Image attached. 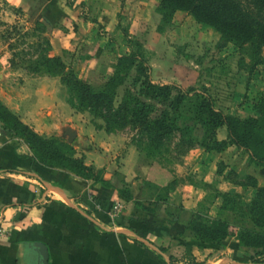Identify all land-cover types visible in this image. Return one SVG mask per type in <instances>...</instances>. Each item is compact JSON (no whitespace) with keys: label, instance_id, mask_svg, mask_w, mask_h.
Listing matches in <instances>:
<instances>
[{"label":"rangeland","instance_id":"1","mask_svg":"<svg viewBox=\"0 0 264 264\" xmlns=\"http://www.w3.org/2000/svg\"><path fill=\"white\" fill-rule=\"evenodd\" d=\"M66 1L79 19L88 20L92 35L86 36L77 50L57 56L48 45L49 35L53 29L62 30L63 22L50 23L44 18L40 22L38 10L9 9L0 0V84L16 89L17 79L28 82L31 78H41L40 86L45 93L54 92L59 102L76 114H85L90 123L115 138L118 159L134 153L136 184L125 182L120 173L114 178L119 190L129 191L139 206L147 208V199L154 196L164 203L169 191L175 190L179 202L184 198L185 185L203 191L187 229L195 240L201 234L214 232L217 222L229 226L227 245L219 250L229 249L228 244L238 241L245 231L264 232V222L260 220L261 224H257L259 211L264 213V192L259 191L264 185L257 179L261 167L252 163L247 151L236 146L228 147L219 155L205 152L199 147L204 131L190 121L197 118L202 101L225 115L242 119L255 116V102L264 93V47L260 56H255L250 46L241 48L234 42L220 48L221 34L184 11H179L173 22L160 32L162 17L157 12L160 3L157 0ZM126 55L134 56V66L127 65L130 71L123 73V83L111 97L109 117L106 110L91 113L73 108L69 103L75 97L73 91L62 76L45 73L41 64L45 56L59 57L67 71L75 72L93 92H100L115 74L118 59ZM255 62L258 65L251 70ZM147 78L155 85L170 87L171 102L155 98L145 85ZM31 85V88L35 86ZM180 94L184 95V101L176 111L174 100ZM129 95L149 106L150 128L135 124L130 117L126 109ZM167 110L170 119H176L177 128L159 141L151 135V122L160 119ZM36 134L54 144L52 147L34 144L33 149L24 138L33 158L48 168L64 170L52 165L60 161L52 151L60 150V156L69 159L71 153L62 145H71L68 139ZM225 135L218 132V139L225 140L221 139ZM207 154L216 159L211 160ZM75 158L83 159L77 153ZM97 172L94 169L91 174L97 175ZM213 173L226 181L221 188L228 189L227 192L219 189L218 178L211 179ZM208 176L210 179L205 182ZM134 191L139 194L135 195ZM165 211L174 219L181 207L165 208ZM222 256L230 259L231 251L226 250ZM246 263L264 264V257L250 255Z\"/></svg>","mask_w":264,"mask_h":264},{"label":"crops","instance_id":"2","mask_svg":"<svg viewBox=\"0 0 264 264\" xmlns=\"http://www.w3.org/2000/svg\"><path fill=\"white\" fill-rule=\"evenodd\" d=\"M1 1L21 12L38 10L40 22H63L62 30L53 29L49 35L54 55L77 50L92 35L88 20L79 19L66 0ZM17 80L16 89L0 84V101L24 125L42 136L67 138L84 164L103 171L105 180L120 173L125 182L136 184L134 153L118 159L115 138L59 102L54 92L45 93L41 78ZM220 132L226 139L227 130ZM217 178L213 173L211 179ZM257 179L264 185V168ZM223 184L226 181L219 179V189L227 192ZM182 191L179 202L175 190L164 203L154 196L145 201L147 208L139 206L135 198L121 196L115 178L106 188L38 163L23 139L3 135L0 123V264H247L248 256L237 250L238 241L217 250L200 247L188 235L190 218L204 192L190 185ZM154 202L159 205L156 211L150 205ZM116 204L121 206L119 213ZM177 207L181 211L172 219L165 208ZM226 250L231 251V260L222 256Z\"/></svg>","mask_w":264,"mask_h":264},{"label":"trees","instance_id":"3","mask_svg":"<svg viewBox=\"0 0 264 264\" xmlns=\"http://www.w3.org/2000/svg\"><path fill=\"white\" fill-rule=\"evenodd\" d=\"M179 11L189 13L198 23L211 26L218 31L221 34L222 42L220 48H225L227 44L234 42L241 48L246 45L250 46L254 50V55L260 56L264 47V0H161L157 7V12L162 17L160 32H163V28L173 22ZM48 45L51 47L50 42ZM133 58L132 55H126L118 59L115 74L100 92H93L90 86L84 84L75 72L67 71L64 62L59 57L45 56L42 58L41 64L46 69L45 73L62 76L63 82L73 91L75 97L69 101L73 108L89 110L91 113L106 110L109 117L112 107L111 97L117 87L123 83V73L130 71L127 65L134 66ZM257 65L255 62L251 70ZM38 72L39 70H37ZM145 85L152 91L155 98H163L165 103L171 102L170 87L155 85L148 78ZM183 101L184 95L182 94L174 100L176 111L180 109ZM126 106L127 112L135 124L150 128L151 110L148 105L135 96L129 95ZM254 111L255 116L242 119L225 115L215 110L209 102L202 101L199 105L197 118H190L194 126H200L204 131L203 141L199 143V147L207 153L222 154L228 147L236 146L238 149L247 151L250 160L257 167L264 168V93L255 102ZM0 123L3 135L10 138H26L33 149H35L34 144H46L48 147H52L54 144L50 143L51 140L41 138L24 125L1 101ZM176 128L177 121L170 119L167 110L162 112L160 119L151 122V135L162 141L176 131ZM222 128L227 130L225 140L218 139V132ZM189 131L193 132L192 129ZM62 145L71 153V157L69 159L61 157L60 150L53 149V155L60 159L58 163L52 164L53 166L70 171L84 179H92L106 188H111L115 176L111 180H105L103 171L97 172V175L91 174L94 169L86 166L83 159L75 158V149L71 145ZM259 191L264 192V188H260ZM119 193L125 199H132L131 193L127 190L120 189ZM151 206L154 211L159 208L158 202L151 203ZM260 220L264 222L262 211H259L258 225L261 224ZM215 226L214 232L206 235L201 234L199 240H195L200 247L219 250L227 245L228 224L217 222ZM237 250L247 256L264 257V232L245 231L241 233L238 237Z\"/></svg>","mask_w":264,"mask_h":264},{"label":"built area","instance_id":"4","mask_svg":"<svg viewBox=\"0 0 264 264\" xmlns=\"http://www.w3.org/2000/svg\"><path fill=\"white\" fill-rule=\"evenodd\" d=\"M115 210L117 211V212H115V213H119L120 212V210H121V206L119 205V204H116V206H115ZM2 233V230L0 229V234Z\"/></svg>","mask_w":264,"mask_h":264}]
</instances>
